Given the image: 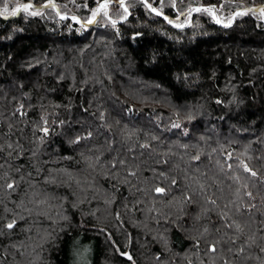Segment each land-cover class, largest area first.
<instances>
[{
    "label": "trees",
    "instance_id": "1",
    "mask_svg": "<svg viewBox=\"0 0 264 264\" xmlns=\"http://www.w3.org/2000/svg\"><path fill=\"white\" fill-rule=\"evenodd\" d=\"M236 1L0 16V264H264V19L223 22L264 0Z\"/></svg>",
    "mask_w": 264,
    "mask_h": 264
},
{
    "label": "snow or ice",
    "instance_id": "2",
    "mask_svg": "<svg viewBox=\"0 0 264 264\" xmlns=\"http://www.w3.org/2000/svg\"><path fill=\"white\" fill-rule=\"evenodd\" d=\"M71 2L75 3V0H71ZM114 2L117 4L118 7L123 9V14L121 15V20H126L127 15L129 14V9H128V6H126L125 0H96L97 7L91 9V16L88 19H86L83 22H81L80 18L75 17V16H72L71 19L77 23H80L81 27H86L89 24L98 23L99 22L97 19L98 17L106 18L108 21H110L112 27L115 28L118 21L112 19L111 16L109 15V11H108L109 6ZM140 2L143 3L147 9H149L152 13L156 14L157 16L162 15V11L156 7H153L152 3H149V0H140ZM160 4L163 5L164 0H160ZM175 4H176V0H171V6L175 7ZM86 6L87 5H85V7ZM221 7H223V5H221ZM33 8H34V5L30 2L29 3L17 2L15 4V6H13L11 8V10H9V0H4L3 7L0 8V16H3L4 18L15 17L20 13H24L25 15H29V16H37V15L42 14V8L57 9V5L54 3V0H48V3L41 6V8H35V10H32ZM202 11L212 15L217 23H221L220 19L216 18L215 12L212 8H202V7H189V9L187 10L186 13L185 12H179V14L177 16V20H179L180 16H191L192 13H199ZM250 11H254V10L247 9L243 12H236L232 17H230L228 19V22L225 23L224 26L225 27L230 26L232 19H234L235 16L246 15ZM259 11L264 13V8L259 9ZM57 15H60L58 10H57ZM60 18L61 19H68L69 17H67L66 15H60ZM164 19L169 24H173V26H175V27H178V28L184 27L183 23H176L175 21L170 20L167 16H164ZM45 123H47V121H45ZM173 127H179V125L174 124ZM41 131H43L44 134L47 135L49 132V129L47 127H45V128H42ZM196 159H198V157H196ZM243 167H244V170L247 172H250V174L252 176L256 175V173L254 171H252L251 169H249L246 164H244ZM8 187L12 188L13 185L8 184ZM155 191L157 193H163L164 189L156 188ZM249 195H251V194L249 193ZM14 224H15V222L13 221L11 223H8L6 225V227L11 229L14 227ZM210 250L214 252L216 249H215V247H212ZM128 259H131V257L129 256Z\"/></svg>",
    "mask_w": 264,
    "mask_h": 264
},
{
    "label": "rangeland",
    "instance_id": "3",
    "mask_svg": "<svg viewBox=\"0 0 264 264\" xmlns=\"http://www.w3.org/2000/svg\"><path fill=\"white\" fill-rule=\"evenodd\" d=\"M238 1V0H237ZM236 1V2H237ZM158 2H159V4H158V6L159 7H156L155 5H152L153 7H156V8H158V9H160L161 8V6L162 7H164V5L165 4H163V5H161L160 4V0H158ZM21 3V2H20ZM24 3H29V2H24ZM165 3V2H164ZM242 4L244 3V2H241ZM15 4L16 3H13L12 4V6H11V8L13 7V6H15ZM46 4V3H45ZM44 4H37L36 6L37 7H41V6H43ZM221 3H218V4H206V5H196V4H191V5H188L187 7H185V8H182L183 10H181L180 12H187V10L189 9V7H202V8H212L213 10H214V12H215V16H216V18H218V19H220V18H222V12H223V7H221ZM95 7H97V4H96V6ZM262 8H264V1L261 3V4H253V5H250L249 7H248V9H252V10H254V11H256L257 13H258V15H259V17L260 18H263L264 19V13H262V12H260L259 11V9H262ZM227 9V14L223 17V22L224 23H227L228 22V19L230 18V17H232L236 12H243L244 10L241 8V6H236L234 9H229V7H227L226 8ZM9 10H11V9H9ZM57 10L58 9H55V11L57 12ZM108 10H110V6H109V9ZM60 13V12H59ZM179 14V13H178ZM178 14L176 15V16H173L172 18L170 17V16H168V15H164L163 13H162V15H163V17L164 16H167L170 20H173V21H175L176 23H183V24H186V23H189L190 21H191V19H190V17H188V16H182L183 18L182 19H180V20H177V16H178ZM60 15H63V14H61L60 13ZM59 15V16H60ZM64 15H66L67 17H69L70 19H71V17L72 16H75V17H78L77 15H73V14H70V15H68V14H64ZM109 15L111 16V18L112 17H114V15L113 14H110L109 13ZM91 16V12L87 15V17L85 18V19H80L81 20V22H83V21H85L86 19H88L89 17ZM211 17H212V19L213 20H215L214 18H213V16L211 15ZM79 18V17H78ZM72 20V19H71ZM221 20V19H220ZM216 21V20H215Z\"/></svg>",
    "mask_w": 264,
    "mask_h": 264
}]
</instances>
